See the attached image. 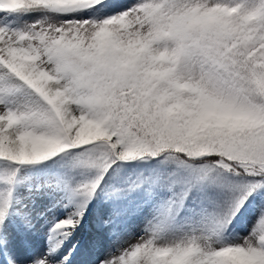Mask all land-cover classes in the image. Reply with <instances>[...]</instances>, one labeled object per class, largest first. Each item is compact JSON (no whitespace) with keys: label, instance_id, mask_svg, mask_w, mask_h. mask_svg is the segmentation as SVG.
<instances>
[{"label":"snow or ice","instance_id":"6c2138e0","mask_svg":"<svg viewBox=\"0 0 264 264\" xmlns=\"http://www.w3.org/2000/svg\"><path fill=\"white\" fill-rule=\"evenodd\" d=\"M0 264H264V0H0Z\"/></svg>","mask_w":264,"mask_h":264}]
</instances>
